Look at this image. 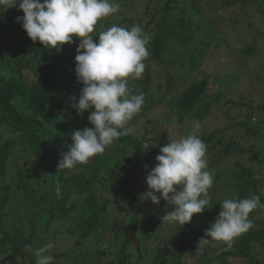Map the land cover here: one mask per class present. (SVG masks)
Segmentation results:
<instances>
[{
    "label": "trees",
    "instance_id": "16d2710c",
    "mask_svg": "<svg viewBox=\"0 0 264 264\" xmlns=\"http://www.w3.org/2000/svg\"><path fill=\"white\" fill-rule=\"evenodd\" d=\"M254 1L264 17V0H115L119 13L99 21L92 35L97 38L116 24L139 26L149 36L142 78L129 80L128 85L133 94L144 93V104L128 124L134 133L114 141L88 164L72 169H58L61 153L68 150L75 130L94 127L88 120L91 110L81 116L71 107L70 98L78 101L83 87L75 74L79 39L73 37L70 49L64 50V44L56 53L33 42L16 22L17 16H23L18 3L0 10L2 264H36L37 258L25 245L34 251L49 243L50 236L55 242L59 233L70 234L72 246L81 253L75 256L79 264H232L233 259L264 264V219L256 218L258 209L249 216L253 227L235 238L230 248L212 241L202 254L195 253L198 240L207 238L205 230L225 199L255 194L264 204L257 178V171L264 169V84L260 83L264 61L260 59L257 74L247 78L250 74L241 72L240 62L231 59L254 58L262 37L254 33L226 47V56L222 51L207 58L218 38V45L228 43L219 27L240 21L233 14L235 6L242 10ZM215 57L223 60L220 68L206 73V63ZM183 67L187 71L181 75ZM159 74H163V84ZM252 80L259 85L257 92L246 85ZM160 104L169 107L185 136L196 131L194 123L199 121L196 134L216 156L208 164L214 183L207 209L183 226L170 225L171 229H165L159 218L164 203L173 205L162 198L159 205L150 198L140 202L133 187L136 179L139 192L149 190L146 176L156 165L160 148L172 141L167 140V129H160L157 120L149 117ZM209 118L214 124L210 129L205 127ZM145 145L149 151L141 155L147 150ZM220 189L226 195L215 201V191ZM114 200L127 206L124 203L121 211L113 206ZM199 215L206 220L196 222ZM4 216L13 221L6 222ZM67 218L71 222L66 228L56 226ZM52 251L54 264H69L58 255L54 259Z\"/></svg>",
    "mask_w": 264,
    "mask_h": 264
},
{
    "label": "clouds",
    "instance_id": "9594fccd",
    "mask_svg": "<svg viewBox=\"0 0 264 264\" xmlns=\"http://www.w3.org/2000/svg\"><path fill=\"white\" fill-rule=\"evenodd\" d=\"M19 5L23 16H17L28 37L39 41L44 48L57 50L79 39L75 56V74L83 84L79 98L71 97V107L77 115L89 112L93 128L75 130L68 150L61 153L58 169H72L86 165L90 158L103 154L108 146L121 137L135 132L129 122L141 111L144 93L133 94L129 80L142 78L143 61L149 56V36L139 26L125 28L113 24L93 37L99 21L119 13L115 0H0V10ZM192 134L172 140L160 148L156 165L146 176L148 191L142 197L159 205L161 198L174 207L162 222L181 226L190 222L194 214L203 213L211 201L209 189L214 176L208 170L207 146L196 134L200 122L194 123ZM147 150L150 147L145 145ZM149 151V150H148ZM155 193H159L157 196ZM221 211L200 238L196 254H202L212 241L231 247L235 238L253 227L249 218L257 208H264L259 195L248 198L225 199ZM36 264H54L50 254L54 244L49 242L33 251Z\"/></svg>",
    "mask_w": 264,
    "mask_h": 264
},
{
    "label": "rangeland",
    "instance_id": "374dc122",
    "mask_svg": "<svg viewBox=\"0 0 264 264\" xmlns=\"http://www.w3.org/2000/svg\"><path fill=\"white\" fill-rule=\"evenodd\" d=\"M257 1H254L253 3H249L248 5H245V7H243V9H239V6H235V11L233 12V14L235 15V19L237 17H240V21L238 22V24L232 25L227 24L223 27H219L220 29V36H225L228 40V43H224L221 45H218V41H221L220 38H218L213 46L209 49L208 52V59H210V57L218 55L220 52L223 51V55L226 56V54L228 53L225 49L226 47H230L232 45H236L238 41L242 42L244 39L246 38H250V35H254L255 34H259L260 37H262V44L259 45V48L256 50L255 52V56L254 58L251 56L248 57H244L243 55L238 56V58L233 57L231 59L233 60H237L240 62V65L242 66V70L241 72H248L250 75L247 76V78H249V76L254 77L255 74H257V67L256 65H258L260 67V59H262L264 61V17L259 14V12L255 9V7L257 6ZM248 22H250V24H248ZM73 43L68 44L66 43V48L64 50H68V48L70 49V47L72 46ZM200 47V46H199ZM54 50L56 51V53H58L60 50H57L56 48H54ZM222 58H213L211 60H209L208 63H206L205 67H206V73H214L215 70H217L218 68H220L221 63L223 62V60H221ZM230 59V60H231ZM226 60V59H225ZM233 65L234 61H232ZM234 71L235 73H238L239 68L237 66H234ZM259 71L261 69H258ZM160 73H163L162 69L160 70ZM181 75L184 74L187 71L186 67L181 68L180 70ZM180 75V76H181ZM197 78L202 75L199 74V72H197ZM157 78H159V82L161 84H163V74H159L157 76ZM219 81H217V83L219 84ZM158 82V83H159ZM262 83L261 85L264 84V81L261 80ZM258 83V84H260ZM246 85H250L251 87H253L252 89H258L259 90V85H257V82L255 80L252 81H248V84ZM165 90V89H163ZM254 92H257L256 90ZM235 96V93L232 94V97ZM149 117L150 119H152V121L157 120V122L155 123V125H159L161 126V128H166L168 131V137L167 140H175V139H180L183 137H186L184 134H182V130L184 131V129H179L180 127V123H178L176 121V119H172L173 117L170 114V109L169 107H167L166 105L160 104L159 107H156V110H152L149 113ZM205 127L210 129L211 127L213 128L214 124H213V118H209L205 121ZM138 127H142L140 124L138 125ZM202 128V125H201ZM158 130V129H156ZM199 131V130H198ZM157 132V131H155ZM148 150H144L141 152V155H144ZM206 159H207V163L209 164L210 161L213 159L215 160L216 156L212 154L211 151L207 150L206 153ZM10 170H14L13 167H11V165L9 166ZM213 172V170L211 171V173ZM258 176L257 178L261 181V187H260V191L262 193V196L264 197V169L257 171ZM141 178V176H139L138 180ZM138 185V181L135 179L133 181V187L135 186V192L137 197H139V201L141 202L144 197H142V195L144 194L143 191L139 192L138 188H136V186ZM222 189L215 191L216 193V198L214 199L215 201L220 200L222 197H224L226 194H224L222 191ZM224 191V190H223ZM117 198H119L117 196ZM148 201V199H146ZM126 201V200H125ZM124 203L127 206V203L123 201V205ZM123 205H121L119 203L118 200H114L113 201V206L119 208L122 211V207ZM174 206H170L167 207L166 203H164L163 205V209L161 212L160 217H163L164 215H166L168 212H171L173 210ZM258 210H260V212L256 215L257 219H264V208H257ZM3 212L6 213L5 211L8 210L7 207L3 208ZM114 211L111 210V216H113ZM204 217V218H203ZM203 219L206 220V216H201L199 215V217L196 219V222L200 223L203 222ZM3 220H5L6 222H11L13 221L12 218H9V216H4ZM160 223L163 224V227L166 229L167 227H169L171 229L170 225L175 224L173 223H169V222H162V220L159 218ZM70 218H67L65 220H60V222L56 223V226L60 227V228H66L68 226V224L70 223ZM259 227V226H257ZM69 236L70 234L67 233L66 236H62L60 233L57 234L56 236V241L54 242V238L52 239V236H50V242L54 244V259L55 257L60 256L59 258L61 260H66L69 262V264H79L77 263V259H75L76 255H80L81 253L74 248V246H72V240H69ZM52 249V250H53ZM114 253L117 254V250H114ZM2 255H0V264H2ZM64 258V259H62ZM115 259V257H114ZM195 261V260H194ZM232 264H243L240 260H236L233 259Z\"/></svg>",
    "mask_w": 264,
    "mask_h": 264
}]
</instances>
